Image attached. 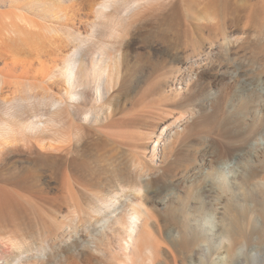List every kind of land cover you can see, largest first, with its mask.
Returning <instances> with one entry per match:
<instances>
[{
    "label": "rangeland",
    "instance_id": "rangeland-1",
    "mask_svg": "<svg viewBox=\"0 0 264 264\" xmlns=\"http://www.w3.org/2000/svg\"><path fill=\"white\" fill-rule=\"evenodd\" d=\"M40 1L42 6L34 8L41 7V18L39 16L34 19L42 28H51V33H44L47 37L45 42H54V48H59V56L42 58L39 60L42 64L23 50H13L9 60L6 55L3 56L0 68L9 65L16 78L10 79L5 73H0V82L2 78L6 83H15L12 89L6 88L0 92V100L8 103L31 98L25 104L27 107L23 119H26L28 114L32 115V112L38 110L33 98L47 94L59 97L61 94L62 78L49 80V75L66 55L83 43L82 50L88 66L91 55L105 44L114 58L108 62L107 83L112 80L110 99L115 96L113 101L117 116L103 119L81 138L80 146L89 141L94 143L91 151L67 152L62 148L66 143L62 138L61 122L57 120L49 127H55L54 130H49L42 142L39 137L30 136V142L18 139L16 152L6 155L0 161L1 178L6 177L8 169L10 174L14 173L13 176L17 177L28 173L27 169L39 174V185L34 181L31 185L33 188L30 186L26 190L0 185L4 186L0 187V226L11 230L9 233L12 237H18L14 238L21 242L18 249L40 246L42 250L40 259L27 263L118 264L122 260L117 246L121 234L118 223L130 208V203H142L161 221H165V213L179 199L176 196V182L179 178H186L193 168H197L199 174L204 171L214 174L219 181L235 183L238 200L243 206V210L236 216V227L250 231L248 222L253 220L257 229L262 228L264 220L255 210L262 202L258 196L264 192V0H121L140 3V8L126 18L122 16L123 6L118 5L111 21L104 23L96 19L95 13L97 5L104 0ZM9 10L15 11L8 6L0 7V12ZM93 25L99 27L95 33L91 30ZM113 29L117 31L114 33ZM3 52L7 54V48ZM186 62L188 68L193 67V79L181 85L178 73L184 70ZM113 65L116 68H112ZM178 87H181L179 92L176 91ZM85 93L86 104L89 106L97 96L89 87ZM207 93L217 96L207 99ZM0 107L2 120L5 106L0 103ZM162 111H165L164 120L158 115ZM165 122L173 124L171 130H177L179 137H173L177 138L176 141L171 140L164 133L157 151L152 154L149 144L155 141L154 133L158 134L156 127ZM192 125H196V132L190 131ZM168 142L171 143L167 148ZM171 145L176 152L170 150ZM222 146L231 151L232 155H240L233 160L228 158L227 163L218 166V173L213 167L200 163L204 153H213L214 159L224 156ZM166 149L169 151V159L171 152L179 154L175 156L182 159L175 177L155 175L167 161L164 157ZM186 156L190 158L187 162L192 163L188 162L191 166L188 164L187 169L182 167ZM134 163L141 166L140 169L143 168L142 175L148 176L146 182L149 185L152 182V188L157 191L146 193L142 187L140 196L122 202L119 213L104 228L98 227L92 232L90 223L85 220L94 217L92 210L108 194L107 187L89 182L92 174H101L103 168L132 171ZM184 170L187 172L184 173ZM205 173L183 182L182 190L195 193L208 176ZM65 174L71 183H68L70 180L66 179ZM257 180L261 181L259 187ZM66 181L68 185L71 184L68 188ZM137 184L142 186L139 180ZM223 194L228 202L229 195ZM72 219L80 220L77 228L86 227L84 237L81 238L84 242L75 248L73 243L77 236L72 234L54 244L52 240L73 223ZM198 221L194 231L208 239L206 246L212 248L210 261L216 264L224 257L222 246L226 241L222 240L217 246L216 237L213 234L207 235L212 225L210 217L205 216ZM164 237L167 242L171 239L175 246L182 247V244L189 243V239L181 234ZM158 239V234H155L148 242L156 246ZM8 252L13 251L8 249ZM263 260L264 252H259L254 262L262 264Z\"/></svg>",
    "mask_w": 264,
    "mask_h": 264
},
{
    "label": "bare ground",
    "instance_id": "bare-ground-1",
    "mask_svg": "<svg viewBox=\"0 0 264 264\" xmlns=\"http://www.w3.org/2000/svg\"><path fill=\"white\" fill-rule=\"evenodd\" d=\"M118 5L123 6L122 16H125L126 18L130 16V14L137 8H140V3L137 2L104 0V2L97 5V8L95 9L96 19L98 21H101L102 23L111 21V19L113 18L112 16L115 15L116 7ZM4 6L11 7L15 11L9 10L7 12H0V60L5 55L9 60V56H12L11 53L13 52V50H23L24 52H28L30 55H32V57L35 58V60L38 59V61L46 57L48 59L49 56H59V48H54V42H45L47 37L44 33H51V31H49L51 28L49 30L42 28L34 19L35 17H39L42 12V10L40 9L41 7L36 9L39 6H42L40 0H0V7ZM34 6H36V8H34ZM123 20L124 18L122 19V21ZM98 28V26L93 25L91 27V30L93 31V33H95ZM112 31L115 33L117 30L113 29ZM81 44L84 45L83 43H80L77 47H75L70 54L66 55L63 58L61 64L56 67L57 69L49 75V80H54L58 77L62 78L63 80V83L61 82L63 85V89L59 97L47 94L45 96L43 95V97L35 99L33 98V101L35 100V103L38 107L36 113L32 112V115L28 114L27 118L23 119L26 109L25 107H27L25 104L27 103V101L31 100V98L29 100L18 99L8 103L2 102L0 100V103L5 106L3 107L4 112L1 116H4V118L0 120V161H3L6 155L16 152L17 145L15 147V144L17 143L16 141L18 139L25 142L26 140L29 141L28 138L31 136L34 138L39 137L38 139L42 142L44 140L43 137L48 135L49 130H54L53 128L55 127H51L52 129H50L49 127L55 124L57 120L61 122L63 132L62 138H64V143H66V146L62 148L67 150V152H81L85 150L91 151L93 149L92 147L94 143L92 141L86 142L83 146H80L79 143L81 138H83V136L86 135L87 132H91V129H93L94 126L100 123L103 119H110L117 113L115 102L113 101L115 96L110 99V90L113 88L112 80L107 83V72L109 70L108 62L113 61L114 58L112 56V53L108 51V46L103 44L98 51L94 52L91 55L89 64L87 66L85 63ZM6 48L7 54L3 52V50L6 51ZM9 48H11V51H9ZM49 48L50 50H48ZM7 58L4 59L6 60ZM40 64L42 63L40 62ZM112 68H116V65H113ZM191 68H188V62H186L184 70L178 73V75H180V78L178 80L179 84L181 83V85H186L187 83L192 81L193 69ZM0 73H5L7 78L10 79H12V77L16 78L13 69L7 64L3 68H0ZM13 84L15 83H6L1 78L0 92H2L3 89L5 90L6 88L9 90L12 89L11 87L14 86ZM88 87L89 89H92L97 96L93 103L90 102L89 106H87L86 104L87 100L85 93L86 90H88ZM249 88L250 87H248V89ZM180 90L181 87H178L176 89L177 92H179ZM212 96L216 97L217 94L207 93L206 98L213 99ZM164 113L165 111H162L160 112V114H158L162 117L163 120L165 119L163 118ZM147 115L148 114H146V116ZM16 125H18V127H16ZM171 125L173 124L171 123ZM171 125L165 122L161 123V125L159 124V126L156 127L158 134L154 133L153 136L155 138V141L152 142L151 140L152 143L149 144L152 154L157 151L164 133H166V137L176 141L177 138H174L178 136V133H176L177 130H171ZM192 126L189 128H192ZM194 126L190 130L191 132H196L198 130L196 129V125ZM189 128L187 129L189 130ZM147 135L149 134L147 133ZM189 135H191V133L188 134V136ZM34 142H36V140H34ZM169 143L171 142H168L166 146ZM177 143L178 140L176 144ZM164 145L165 142L163 146ZM168 147L170 146H167V148ZM176 147L173 148L175 149ZM222 147L225 151L224 156L222 155L221 158L219 157L218 159H214L213 153H210L209 155H205L204 153L206 157H204L203 155L200 163L204 164V166L206 164L207 167H213L216 170L218 166H222L223 164L227 163L228 158L230 160H233L238 155H240V153L232 155L231 151L227 150L224 146ZM171 149L172 145L170 150ZM28 150H26V152ZM166 150V153L164 151V154H166L164 155V157L166 156L167 163L165 162L164 167H161V169L157 170L155 175H158L159 177H175L176 172L179 170V167L181 165L180 160L182 159L181 157H176L179 154H175V156L174 153L171 152L174 151L173 149L170 151V157L172 159H169V151L168 149ZM223 150L220 151L223 153ZM32 151L33 147L30 148L31 153ZM38 153H41V151ZM185 158L186 159L184 160L182 167L187 169V167L189 168V165L192 163L188 161L190 163L189 164L187 162L189 156L188 158L187 156ZM14 160L15 158L12 161ZM6 166L4 165V167ZM133 167H131L133 168L132 171H128L127 169L121 170L118 168H103L101 174H98L97 176L95 174H92L91 180H89V182L91 181L95 184L98 183L104 188L107 187L106 190H108V194L105 196L104 200L100 202L98 207L92 210V214L94 217H89L85 220L87 223H90L92 232L98 227L104 228L106 224L109 223V221L119 213V206L122 204V202H124L125 200L130 201L132 198H137L138 196H140L143 191L142 187L145 189L144 191L146 193H154L157 191V189L152 188V182L150 183L151 186L148 182H146L148 176L142 175L143 168L140 169L141 166L135 163L133 164ZM8 170H6V177H0V185H6L10 187L12 186L16 187V189L24 188L26 190V188L28 189L34 181H36V184L39 183V181L37 180V176L39 174L37 175V173H32L31 171H29L30 169H27L28 173H23L19 177H17L16 175L13 176L14 173L10 174L11 171ZM185 171L186 170H184V173ZM201 173L203 174L205 172L203 171ZM201 173L199 174L197 168H193L187 173V177V174L185 175L186 178L182 177L180 179L178 177L180 180L178 179V181L176 182V185H178V187L176 186V189L178 191L176 196L177 198L179 197V199L177 200L176 205L172 208H169L165 213V221H161L159 217L155 216L154 213H152L148 209V207L144 206L142 203H130V208L125 212L123 219L118 223L121 234L117 241V246L122 257V260L119 261L118 264H213L210 261L212 248H207L206 246L208 239L201 234L195 233L194 231L195 223H198V219L205 216L212 219L210 234L207 233V235L210 236L213 234L216 237L217 246L221 244L222 240L226 241V244L222 246V249L224 250V257L220 258V262H217L216 264H255L254 259L257 258L259 252H264V224L262 228L257 229L255 221L249 220L248 226L250 228V231L249 229L248 231H242V229L239 228L240 226L236 227V216L240 213L241 210H243V206L238 200V188L233 182H222L217 180L214 174H208L206 172L208 176H205L206 178L203 185L199 190L195 191V193H192L190 191V193L185 192L183 191L184 189L182 190L183 187L181 188V184L183 182L185 183L192 178H198L201 176ZM216 173H218L217 170ZM67 174H65L67 176L66 179L68 178ZM69 174H71V172ZM180 176H182V174ZM76 179L78 178H75V180ZM69 180L70 182L68 181V183H71V179ZM79 180L76 181L80 182L81 180ZM138 180L142 182V186H138ZM65 183L67 184V181ZM260 184L261 181H258L257 187H259ZM216 185H218V187ZM68 186H71V184H67V188ZM224 187L228 189L226 190L224 189ZM169 191L170 190H165V192ZM223 193H227L229 195L228 202H226L225 195ZM263 193L264 192H262V194H259L260 196H258L259 198H261L262 202L259 208L257 207L258 209H256L255 212L264 220ZM122 194H124V196ZM223 195L224 199H222ZM250 204L254 206L253 202H251ZM100 217L101 219H99ZM79 221L77 219H72L73 223L71 222L72 224L67 226L65 231H63L60 236L57 235L58 237H55L52 240L53 243L56 244L58 242H61L63 241V239H65L66 237H70L72 234L77 236L73 243L75 248L83 243L84 241L81 240V238L84 237L86 227L83 228L82 226L80 228H77L76 225ZM90 229L87 228V230ZM9 232L12 231L7 227L0 226V264H26L31 260L40 259V254L42 251L40 246L35 247L34 249H18V246H20L21 242L14 240V238L17 239L18 237H12L13 235L11 236ZM15 232H13V234ZM8 233L9 236H6ZM174 233L181 234L187 237L189 239V243H185L186 245L182 244L183 246L181 245L182 247H180L179 245H173L171 243V239L169 242H167L164 235L167 238H171L173 237ZM19 234H21V232ZM155 234H158L160 240L158 239V242L156 241V246H152L154 244H150V241L148 242V240L154 237ZM162 245L165 247H163ZM8 249H11L13 252L9 253ZM100 253L103 254V250H101ZM141 254H143V257ZM227 260L229 262H227ZM97 261L99 262V260ZM261 263L264 264V260Z\"/></svg>",
    "mask_w": 264,
    "mask_h": 264
}]
</instances>
